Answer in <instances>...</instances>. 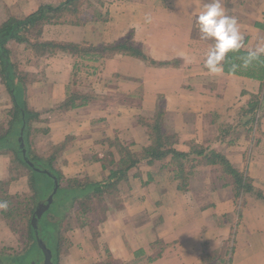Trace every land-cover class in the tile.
I'll use <instances>...</instances> for the list:
<instances>
[{
	"label": "crops",
	"instance_id": "1",
	"mask_svg": "<svg viewBox=\"0 0 264 264\" xmlns=\"http://www.w3.org/2000/svg\"><path fill=\"white\" fill-rule=\"evenodd\" d=\"M206 2L115 0L109 8L110 24L87 23L78 31L57 26L52 29L55 36L45 37L98 49L128 41L140 50V55L100 51L87 56L97 59H84L85 87L96 93L99 105L68 107L67 114L52 123L53 144L73 137L75 154L83 150L76 154L78 160L65 157L63 172L71 171L76 178L81 170L99 167L107 176L119 167L118 146L127 145L138 154L137 148L151 145L143 123L158 115L162 128L169 125L177 133L174 148L190 155L178 162L170 156L162 164L141 160L129 171V182L118 186L120 207L107 209L99 231L115 262L264 264V201L255 193L264 196V79L225 70L212 75L204 69L210 42L200 39L194 21ZM223 5L239 20L245 38L241 50L264 46V0H223ZM145 13H151V23L144 22ZM100 29L106 34H99ZM52 57L44 59L52 65L45 72L51 78L50 94L32 108L69 100L78 56ZM257 97L260 113L256 110L252 116L249 106ZM212 154L225 158L254 190L237 197L233 177L223 165L207 161Z\"/></svg>",
	"mask_w": 264,
	"mask_h": 264
},
{
	"label": "rangeland",
	"instance_id": "2",
	"mask_svg": "<svg viewBox=\"0 0 264 264\" xmlns=\"http://www.w3.org/2000/svg\"><path fill=\"white\" fill-rule=\"evenodd\" d=\"M66 0H0V25L10 18L24 19L30 14L35 13L41 6H59ZM115 2V0H77L73 3L69 10L55 13V15H61V18L53 24H45L41 36L39 35V28L37 26L29 33H24L22 36L28 38L31 44H35L36 40L54 41L69 43L67 41H60L56 39H46L45 37H53L52 29L72 26L82 30V27H86V24H93L102 22L105 25L110 24L109 20V8ZM108 23V24H107ZM95 25V24H94ZM97 27L94 30L95 37L97 36ZM107 30L100 29L99 34L105 33ZM51 34V35H50ZM98 34V38H99ZM47 35V36H46ZM103 35V34H102ZM6 47L9 50V60L13 67V72L16 73L18 80H20L22 91V100L27 104V107L39 115L32 120L29 135L30 155L31 158L39 156L45 161L52 160L51 167L58 169L62 173L63 181L61 187H67L66 180L76 179L79 182H87L91 184L103 183L108 179L109 174L106 176L104 173H100L99 167L97 169L87 170V172L75 175L80 177L72 178L71 171L63 172V168L67 166L64 164L66 156H71V159L78 160L76 154L82 155L83 150L77 149L79 152L75 154L76 141L73 137L65 138V142L59 145L52 143V131L55 130L52 123L56 119L67 114L69 104H61L56 106H41V108H32L33 102L41 103L45 102L46 96L51 91L50 77H47L46 71L52 68L50 61L45 62L44 59L51 60L56 53L52 55L47 52L36 51L28 43L17 42L16 40H10ZM92 55L94 51H91ZM39 55H43L40 57ZM42 58L43 64L40 59ZM98 57H74L76 62L75 76L70 84L69 97H74L75 94L86 96L87 99H91L90 103L93 106H98V96L96 93L88 92L85 87V72L86 69L83 64L84 59H97ZM49 62V63H48ZM94 77V75H93ZM88 78V77H86ZM95 95V96H94ZM9 94L2 83V75H0V134H4L9 127V116L6 112L7 105L9 103ZM77 101V103H79ZM102 104V103H100ZM48 105H50L48 103ZM88 106V105H86ZM82 106L79 108H83ZM260 111V108L257 109ZM260 113V112H259ZM164 124V120H163ZM166 126V125H165ZM252 127V126H251ZM254 127V126H253ZM169 125L164 127L163 130L169 136L176 137V132L170 130ZM253 133V131L251 132ZM54 134V132H53ZM125 136H129V133H124ZM61 142V141H60ZM113 144L118 142L113 141ZM109 144V143H108ZM123 145V144H121ZM168 145V142L166 146ZM78 146V145H77ZM127 145H124L126 147ZM165 145L163 146L166 147ZM118 149V147H117ZM134 151V150H133ZM138 154L142 150H135ZM67 153L66 155H64ZM82 159V158H81ZM93 160V159H92ZM106 164L109 163V158L104 159ZM69 161V160H68ZM148 161V160H147ZM147 161L142 162V165H146ZM160 162L159 164L166 163ZM83 162V161H81ZM191 164H195L191 163ZM99 165L100 161H99ZM189 165V164H188ZM151 166V165H149ZM94 167V165H92ZM111 167V166H109ZM104 169V167H103ZM89 171L92 173L88 175ZM52 174V173H51ZM140 175L139 172H137ZM31 171L26 166L18 165L14 161L13 155L10 153H0V200H6L8 202L7 210H0V250L7 254L22 255L27 252L29 245L31 244L29 237V216L28 211L34 203L35 193L30 188ZM139 179V178H137ZM234 181V179H233ZM124 191V190H123ZM113 189L103 188L100 195H94L92 200V209L87 214L79 217L76 215V207L69 208L66 212L63 211V216L58 219L55 215H49L48 219L54 223L59 220L58 237L60 238V247L58 250L55 248L58 254H56V264H123V262H115L112 256L106 249V245L100 240V228L102 223L106 219V212L108 210H116L120 206L119 196L120 191ZM53 193V192H52ZM110 194L113 197H109ZM50 197V196H49ZM48 198L42 203L45 204ZM66 205V203H65ZM60 208V212L64 209ZM108 209V210H107ZM42 264H45V259Z\"/></svg>",
	"mask_w": 264,
	"mask_h": 264
},
{
	"label": "trees",
	"instance_id": "3",
	"mask_svg": "<svg viewBox=\"0 0 264 264\" xmlns=\"http://www.w3.org/2000/svg\"><path fill=\"white\" fill-rule=\"evenodd\" d=\"M77 0H66L59 6L52 5L41 6L35 13L30 14L24 19L10 18L0 25V75H2V83L5 85L9 94L10 108L6 109L9 116V127L4 134H0V153H10L14 157V161L18 165L26 166L31 171V179L29 181L31 190L35 193L33 207L30 211L28 228L31 244L26 253L22 255L7 254L0 250V264H42L45 259L41 244H43L51 252V262L56 264L55 256L60 247V238L58 237L59 220L52 223L49 219V215H55L60 219L63 215V211H67L69 208L76 207V215L81 217L87 214L92 209V200L94 195H100L103 188L113 189L114 191L120 184H124L128 181V173L131 168L137 166L141 160H148L149 163L155 161H162L168 157H172V162H178L179 159L188 160L190 155H186L182 152H178L174 145L176 144L175 137L169 136L164 132L161 126V116L158 115L157 119H152L149 123H143V126L149 135L151 145L142 149V156L132 152L129 147L118 146V152L120 154V160L118 168L109 172V176L106 182L103 183H87L79 182L76 179L66 180L67 187H61L63 176L58 169L51 167L52 160L45 161L39 156L31 158L29 135L32 129V120L39 114L33 112L27 107V104L22 100V91L20 89L21 81L18 80L16 73L13 72V67L9 60V50L6 47L10 40H16L17 42L28 43L36 51L47 52L52 55L56 52L63 54L78 56L81 58L87 57L94 51V55H100V51L110 54L111 51L127 52L133 55H140V50L132 46L130 42H120L116 45H106L102 48L85 47L81 44L74 43H62L54 41L39 40L35 44H31L30 39L22 36L25 32L30 33L33 28L40 26L39 35L41 36L43 26L45 24H53L61 18V15H55V13L69 10L73 3ZM248 51L239 50L235 54H229L224 63V70L229 73V69L233 63L239 64L241 61L239 57L247 54ZM146 59V57H141ZM236 75L246 76L251 79L263 80L264 79V56L259 61L253 62L247 69L239 70ZM77 103V101H79ZM90 98L75 94L74 97L69 98L66 104L68 107L79 108L90 104ZM260 107L259 97L249 106V113L255 116L256 110ZM160 116V117H159ZM255 120V119H254ZM168 142V145L166 146ZM165 149H163V146ZM197 149V148H196ZM192 148L194 154H199V150ZM185 160V161H186ZM207 161L212 163H219L223 165L225 173L231 175L235 181L234 192L237 197L242 194L253 191L252 186L249 185L244 175L237 173L230 167L228 161L219 156L218 154H212L207 158ZM188 163V161H187ZM51 164V165H49ZM52 173V174H51ZM130 175V174H129ZM55 183H57L56 191L53 196L52 203L49 208L45 210L41 217L37 221L35 228L33 225V219L36 216V211L39 206L43 204L45 199H49L52 192L55 189ZM123 185V186H124ZM256 197L264 201V196L256 191ZM94 194V195H93ZM109 197H113L110 194ZM66 203V205H65ZM65 207L62 212L60 208ZM65 211V212H66Z\"/></svg>",
	"mask_w": 264,
	"mask_h": 264
},
{
	"label": "clouds",
	"instance_id": "4",
	"mask_svg": "<svg viewBox=\"0 0 264 264\" xmlns=\"http://www.w3.org/2000/svg\"><path fill=\"white\" fill-rule=\"evenodd\" d=\"M144 22L151 23V13L144 14ZM195 27L200 39L210 42L206 52L203 67L209 74L224 72V63L228 55L235 54L244 46V35L236 16L228 14L223 0H207L196 13ZM264 56V46L259 44L246 55L239 57V64L233 63L229 69L230 75H235L241 69H247L255 61ZM8 202L0 200V210H7Z\"/></svg>",
	"mask_w": 264,
	"mask_h": 264
},
{
	"label": "water",
	"instance_id": "5",
	"mask_svg": "<svg viewBox=\"0 0 264 264\" xmlns=\"http://www.w3.org/2000/svg\"><path fill=\"white\" fill-rule=\"evenodd\" d=\"M56 186H57V183H55V189H54L53 193L51 194V196L49 197V199L47 200V202L45 204H41L39 206L38 210L36 211V216L37 217H35L33 219V221H32L35 228H37L36 227L37 221L41 217L42 213L45 210H47L49 208L50 204L52 203L53 196H54L55 191L57 189ZM41 247L43 249L42 251H43L44 256H45V264H52V262H51V252L43 244H41Z\"/></svg>",
	"mask_w": 264,
	"mask_h": 264
}]
</instances>
